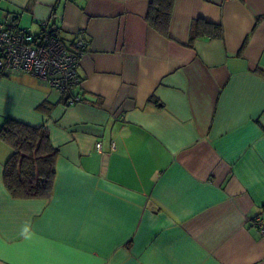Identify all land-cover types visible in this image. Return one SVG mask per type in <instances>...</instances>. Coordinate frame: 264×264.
I'll use <instances>...</instances> for the list:
<instances>
[{
  "label": "crops",
  "instance_id": "crops-1",
  "mask_svg": "<svg viewBox=\"0 0 264 264\" xmlns=\"http://www.w3.org/2000/svg\"><path fill=\"white\" fill-rule=\"evenodd\" d=\"M150 1L0 0L8 30L86 44L73 105L0 76V127L59 153L52 197L17 200L0 141V264H264V0H175L168 38ZM197 20L220 35L191 39Z\"/></svg>",
  "mask_w": 264,
  "mask_h": 264
},
{
  "label": "trees",
  "instance_id": "trees-1",
  "mask_svg": "<svg viewBox=\"0 0 264 264\" xmlns=\"http://www.w3.org/2000/svg\"><path fill=\"white\" fill-rule=\"evenodd\" d=\"M174 2L151 0L148 6V25L165 38L169 36ZM219 35L217 25L202 20L192 25L191 39ZM0 141L11 150L3 171V184L10 196L17 200H49L53 194L59 153L51 145L47 131L6 120L0 127Z\"/></svg>",
  "mask_w": 264,
  "mask_h": 264
},
{
  "label": "built area",
  "instance_id": "built-area-1",
  "mask_svg": "<svg viewBox=\"0 0 264 264\" xmlns=\"http://www.w3.org/2000/svg\"><path fill=\"white\" fill-rule=\"evenodd\" d=\"M85 53L82 39L75 41L72 51H67L49 21L40 22L36 34L26 29L8 30L0 24V76H31L61 95H71V105L80 102V97L72 92L80 82L78 66ZM253 223L264 237V216L256 217Z\"/></svg>",
  "mask_w": 264,
  "mask_h": 264
}]
</instances>
